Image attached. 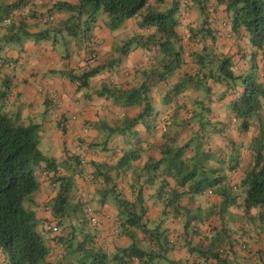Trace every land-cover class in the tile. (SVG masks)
Returning <instances> with one entry per match:
<instances>
[{
	"label": "trees",
	"instance_id": "trees-1",
	"mask_svg": "<svg viewBox=\"0 0 264 264\" xmlns=\"http://www.w3.org/2000/svg\"><path fill=\"white\" fill-rule=\"evenodd\" d=\"M165 5L169 8L163 11ZM217 6H223L228 15L222 20L231 29L228 36L246 38L256 50L264 48V0H78L76 5L57 1L45 14L47 20H53V12L63 15L59 28L33 36L25 32L36 43L49 41L51 33L56 36L61 31L76 38L83 30L85 44L101 11L109 17L111 32L129 20L144 30L122 41V48L113 47L103 64L81 74L60 72L76 84L77 91L84 92L86 100L94 96L122 111L112 126L98 125L105 132L102 142L80 139L82 151L77 155L64 141V151L78 170L71 176L69 172L64 175L41 151L43 123L24 124L19 113L3 112L9 89L8 82L4 83L5 91H0V254L7 256L9 264H242L244 258L249 264H264L260 246L264 241V84L251 73L236 74L233 57L214 47L217 32L209 19ZM192 10L201 26L188 27L183 34L181 21ZM42 14L32 17L41 19ZM6 19V14L0 16L3 29L11 26L4 25ZM18 24L20 29L23 20ZM8 33L3 38L11 40ZM200 34L202 49L188 46L186 42L199 45ZM204 39L211 41L210 47ZM132 46L144 51L148 65L135 66L122 84L107 79L92 88L94 76L121 70L120 65L135 50ZM92 48L89 57L95 60L99 52ZM45 104L43 118L54 110L55 128L66 140L71 120L60 113L61 101L49 92ZM215 105L220 107L218 116ZM226 106L230 114L222 117ZM234 126L239 129L240 143L225 135ZM216 136L226 146L224 150L215 144L219 143ZM244 149L249 155L241 152ZM94 150L107 155L109 163L95 159L88 163L87 155ZM43 162L46 165L40 168ZM87 165L92 171L85 174L86 180L95 184L99 205L107 204L118 213L110 242L128 240L111 254L95 241L93 227L98 222L92 221L89 210H95L88 196L77 188V199L70 196L76 187L73 175L86 173ZM44 182L58 185V194L45 205L52 218L41 220L31 196ZM235 191L243 195L240 204ZM214 196L221 198L218 206L195 207L197 198L207 201ZM150 201L160 209L159 215L150 210ZM233 207L242 210L243 219L255 221L261 229L257 237L234 233L227 226ZM79 216L82 220L77 228ZM41 223L43 230H39ZM50 225L58 231L48 230ZM44 233L52 236L54 249L63 250L60 260L48 261L52 250ZM255 244H259L257 251L252 247ZM176 249H183L189 259H173L171 253ZM69 253L67 263L63 258Z\"/></svg>",
	"mask_w": 264,
	"mask_h": 264
},
{
	"label": "crops",
	"instance_id": "crops-1",
	"mask_svg": "<svg viewBox=\"0 0 264 264\" xmlns=\"http://www.w3.org/2000/svg\"><path fill=\"white\" fill-rule=\"evenodd\" d=\"M0 1L4 2L5 0ZM47 2V0L44 2L42 0H37L35 2V5L41 6V10L38 13H46L51 9L49 8V10H46L45 6L47 4L43 3ZM28 4L29 2L8 0L7 8L9 12L13 9L20 11V9L23 10V8H26ZM215 10L216 12L212 14V17L209 19L210 27L217 32L216 44L214 47L218 48L219 51H222L226 55L233 57L234 64L237 65L236 72L238 75L248 73L250 74L251 70H254L256 63L258 68H262L261 73L259 74V79L260 82L264 84V48L261 50H256L249 44L248 39L242 38L240 40H236L237 37L228 36L229 32H231L230 27H225L222 25V20L225 21L228 18V15L224 12L223 6H217ZM52 15L53 21H57L59 23L64 19V16L61 14L53 12ZM6 20H8V24L4 25L8 26L12 24L8 18ZM20 20L23 19L19 17L17 22ZM26 20L30 21L28 17H26ZM181 22L182 26L180 29L182 30L183 34L184 32L186 34L188 27H200L202 21L198 14L192 10L190 11V14H188L186 18H183V21ZM1 29L2 28L0 27V30ZM143 32L144 30L138 28L135 20L127 21L123 27L113 32H111L106 26L102 27L98 26V24H95V26L91 29L90 33L92 34L90 35L89 40L82 45L79 51H72L71 53H68V55L67 53L62 54L59 51H56V48L52 44L50 46H47L46 44L42 45L39 42H33L31 39H28L24 44V48H21L20 50L8 49V51L5 52L4 50L0 49V84L4 85V83L7 81L9 86V89L7 90L8 94L5 99L8 101V105L12 108L19 106L17 112L15 113H19L23 123L30 122L32 118H39L40 122L38 124L43 123L46 134L44 133L42 142L48 154L45 155V153L42 150L41 151L50 162H56L59 167L62 163L68 164L70 159L68 158L67 153L64 151V141H67V149H73V153L77 155L82 151V148L79 145L80 139H85L87 143H92V141H96V143L102 142L105 132L98 125L106 124L108 126H112L113 123L122 116L121 109L114 104H109L106 101L97 99V97L94 96L90 101L86 100L84 98V92L77 91L78 88L76 84L72 83L67 77L60 75V72L71 70L75 71V73H83L84 71L90 70L96 65H101L109 59V53L111 52V49L117 45L116 43L119 41L124 42L126 40L125 36L128 34L125 33H133L132 35H135L142 34ZM148 33L150 32H147V34ZM198 37L200 40L199 45L186 42L188 46L195 47L198 50L202 49L203 40L201 34L198 35ZM204 41L208 47L211 46L210 40L204 39ZM91 46H93V48L97 49L99 52V58L95 59L97 62L94 64H91L90 61L92 60H90L89 57L88 49L91 48ZM148 60L149 57L145 55L144 51L141 49H135L129 54V60L123 62L120 65L122 67L117 74L111 75L106 72L99 76L96 75L92 79L94 85L91 87H99L101 82L107 79H110V81L115 84H122L126 82L125 76L128 72H133L134 67L138 65L146 67L148 65ZM47 92H52L57 98H59L63 108L60 113H65L67 119L71 120L68 124L69 129L66 140L63 134L55 128L54 124L51 125L45 120V116H47L48 113L54 115V110L52 111V109H50V111L43 118V113H45L47 110L45 104L48 94ZM17 103L19 105H17ZM214 108V115H220V107L215 105ZM74 116H76V120H73ZM221 116L223 117L226 115L222 112ZM84 124H87V128L84 127ZM238 130L239 129L234 126L230 128L225 135L235 139L236 143H240L242 140L239 138ZM48 135L55 136V138H49ZM214 140L219 142L215 144L221 146L223 150L226 148V146L222 145L223 142L220 138H218V136H216ZM243 141L244 144L249 143L248 139H243ZM216 145H213V147ZM40 148H42V143ZM244 152H246L248 155L250 153L247 151V149H244L243 153ZM92 159L102 162L103 164L109 163L107 155H104L96 150H94L92 154L87 155L88 163ZM71 163L72 162H70V164ZM45 165L46 164L44 162L41 163L40 168H44ZM85 169L86 173L81 175H73L74 184L80 192H84L88 196V204L92 209L95 210V215L98 218V225L95 228L93 227V230L96 232L95 241L98 243V245L103 244L107 253L111 254L116 247L127 245L128 240L124 238L122 241H116L113 243L110 242L112 239L109 237L113 234V231L118 224V213L114 208L108 206L107 204L103 206L99 205L100 194L97 192L95 184L91 185L86 180L87 176L85 174L91 172L92 170L90 167H88V165ZM69 170L70 167H68L67 171L63 170L64 175H67ZM237 179L238 178H235L234 182H236ZM38 181H40L39 178ZM54 186L55 187L51 186L49 182L42 183L39 190L37 191V197L33 199L34 203L38 204L35 205L36 207L34 210H36L37 217L41 220L45 218H52L51 212L45 209V205L51 203L57 195L58 185ZM235 192L233 194H237L238 204H240L243 200V195L240 192ZM220 200L221 198L219 196L211 197L207 201L203 197H200L196 199L195 207L199 206L200 204L204 208H212L213 206H218ZM148 205L151 207L150 210H152V212L155 211L156 214H160V209H158L156 206H153L151 201ZM257 213L258 210L253 212L254 215H257ZM227 219L229 221L227 222V226L234 233L238 231L240 235L249 234L252 237H257L256 235H258V233L261 231V229L255 227L254 220L243 219L242 210H239L236 207H233L228 211ZM75 220L77 223L76 227L78 228L80 226L78 220L81 221L82 218L79 216ZM40 226L41 230H43L44 224L41 223ZM173 228L175 229L177 226L174 225ZM45 235L47 238V244L52 250V254L48 258V261H53L55 259L60 260L63 255V250H59L58 248L54 249L55 243L52 240V236L50 234ZM260 246L264 250V241ZM252 247L254 251H257L259 249V244H255ZM70 254L72 253H69L66 255V257L64 256L65 258H63V260L65 259L67 263L70 261L72 256ZM238 255L243 257L242 252H240ZM171 257L175 260H181L182 262H185L189 259L183 249H176L173 253H171ZM4 258L5 257L0 254V264H7ZM241 263L249 264L248 260L246 261L245 258L241 261Z\"/></svg>",
	"mask_w": 264,
	"mask_h": 264
},
{
	"label": "rangeland",
	"instance_id": "rangeland-1",
	"mask_svg": "<svg viewBox=\"0 0 264 264\" xmlns=\"http://www.w3.org/2000/svg\"><path fill=\"white\" fill-rule=\"evenodd\" d=\"M16 1L29 2V4L26 6V8H23L24 11L22 9H20V11L13 9L12 11L9 12L7 9L8 0H5L4 2L0 1V4H1L0 5V16L4 17L6 14V17L12 23L10 28H6V29L2 28L0 30V40H1L0 41V46H1L0 49L4 50L5 52L8 51V49H12V50H20L21 48L23 49L25 42L28 40L25 37V32H27L26 34L29 33V34H31L30 36H33V34L37 35L41 31H45V30L51 31L54 28L60 27L59 22L53 21V20H47L48 15H46L45 13H43L42 17H41V19H43V21L40 19V17H36V19H33V17H32L33 14H37L38 16L40 15V13H38V12H40L41 6L35 5V2L37 0H16ZM42 1L44 2L46 0H42ZM47 1H48L47 3H43V4H47L45 6L46 10H49V8H52L51 5L53 6L57 1H64V2L67 1L68 3L74 4V5H76L78 3V0H66V1L65 0H47ZM167 8H169V5H165L163 8V11L166 10ZM19 17H21L24 21L23 25L20 27V29H18L19 24L17 22ZM26 17H28L30 19V21H33V22L27 21ZM44 21L45 22L48 21L47 24H45ZM108 21H109V17H108V15H106V13L104 11L97 13L96 23H95L96 25L98 24V26H102V27L106 26L107 27ZM38 28H39V30H38ZM8 30H12V31L10 33H8ZM7 33H8V36L13 37L11 40L3 38L4 35ZM56 34L57 35L55 36L53 33H51L49 35V37H50L49 41H40L39 43H41L42 45L46 44L47 46L48 45L50 46L51 42L54 39H57V42L54 44V47L56 48L55 49L56 51H59L62 54L71 53L72 51H77V50L79 51V49L83 45V36L85 34L83 30L80 31V33L78 34V37H76V38L68 35V32H66V31H61V33H56ZM91 34L92 33H90V35ZM125 34H128L125 36V39L132 40V36H133L132 34L133 33H131V34L125 33ZM131 42L133 43V41H131ZM116 44L117 45L115 46V49L118 46L120 48L123 47V42H121V41L117 42ZM134 47L135 46H132V48H134ZM117 55H118V53L116 54V52H114V57H118ZM90 62H91V64H94L97 61L92 60ZM261 70H262V68L261 67L258 68L256 63H255L254 70L253 69L251 70V74H253L255 76V78L258 82H260L259 74L261 73ZM79 74H81V73H79ZM236 74H237V72H236ZM238 85L242 86V83L240 82V83H238ZM3 87L4 86L2 84H0V91H2V92L5 91ZM7 94H8V91H7ZM17 105H19V104L17 103ZM2 106H3V112L9 113V114H15V112H17V110L19 108V106H15L14 108L9 106L8 101H6V99L3 100ZM263 106H264V103H263ZM230 111H231L230 108L228 106H226L225 112H223V113L230 114ZM45 118H46L45 120L48 121L49 124H51V125L55 124V122L53 120L54 117H52L51 113H48L47 116H45ZM30 122L39 123L40 120H39V118H32V120ZM30 122H24V124L25 123L29 124ZM44 133L46 134V131ZM44 133H43V135H44ZM48 137L49 138H55V136H50V135H48ZM41 150L45 153V155L48 154V152H46L47 150H45V148L43 146V142H42ZM70 151H71V153H73L74 150L70 149ZM241 152L243 153V150ZM73 154H75V153H73ZM69 164H70V162H68V164L67 163L60 164V169L67 171L68 167H70L68 176H71L73 171L76 169V166H75L76 164L75 163H71L70 165ZM63 170H62V172L64 173ZM76 171H78V170L76 169ZM73 182H74V178H73ZM76 191H77V189L74 186L72 192L70 193L71 198H73V197L76 198V195H77ZM37 194H38V192H35L31 196V198L32 199L36 198ZM57 194H58V191H57ZM40 227L41 226H39V230H41ZM4 260L6 261L7 264H9V261H8L6 255H5ZM258 264H261V262H258Z\"/></svg>",
	"mask_w": 264,
	"mask_h": 264
},
{
	"label": "built area",
	"instance_id": "built-area-1",
	"mask_svg": "<svg viewBox=\"0 0 264 264\" xmlns=\"http://www.w3.org/2000/svg\"><path fill=\"white\" fill-rule=\"evenodd\" d=\"M4 24H8V20H5ZM89 213L92 216L93 223L96 224L98 222V218L95 215H93V211L92 210H89ZM48 230H52V231L54 230L55 232L58 231V229H57V227L55 225H50L48 227ZM133 261L136 262V259H133Z\"/></svg>",
	"mask_w": 264,
	"mask_h": 264
},
{
	"label": "clouds",
	"instance_id": "clouds-1",
	"mask_svg": "<svg viewBox=\"0 0 264 264\" xmlns=\"http://www.w3.org/2000/svg\"><path fill=\"white\" fill-rule=\"evenodd\" d=\"M93 215H95V213H93ZM96 216V215H95ZM97 217V216H96Z\"/></svg>",
	"mask_w": 264,
	"mask_h": 264
}]
</instances>
